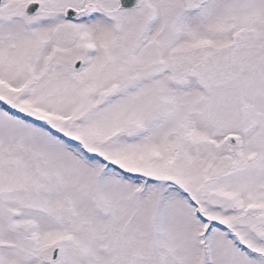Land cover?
<instances>
[{"label": "snow or ice", "instance_id": "6c2138e0", "mask_svg": "<svg viewBox=\"0 0 264 264\" xmlns=\"http://www.w3.org/2000/svg\"><path fill=\"white\" fill-rule=\"evenodd\" d=\"M0 264H264V0H0Z\"/></svg>", "mask_w": 264, "mask_h": 264}]
</instances>
